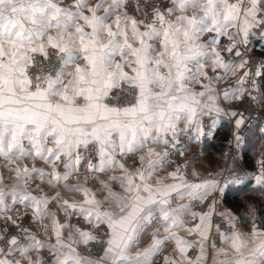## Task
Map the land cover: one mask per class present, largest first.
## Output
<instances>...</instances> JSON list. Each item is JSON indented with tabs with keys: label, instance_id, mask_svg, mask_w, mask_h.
I'll use <instances>...</instances> for the list:
<instances>
[{
	"label": "snow or ice",
	"instance_id": "obj_1",
	"mask_svg": "<svg viewBox=\"0 0 264 264\" xmlns=\"http://www.w3.org/2000/svg\"><path fill=\"white\" fill-rule=\"evenodd\" d=\"M256 34L264 0H0V264H208L213 227L211 264H264V228L194 210L218 180L165 171L204 116H237L221 101L257 100Z\"/></svg>",
	"mask_w": 264,
	"mask_h": 264
},
{
	"label": "crops",
	"instance_id": "obj_2",
	"mask_svg": "<svg viewBox=\"0 0 264 264\" xmlns=\"http://www.w3.org/2000/svg\"><path fill=\"white\" fill-rule=\"evenodd\" d=\"M260 46L264 47V39H262L261 37L257 38L255 40V43H253L252 45L248 44L247 52L248 51H255ZM257 50H259V49H257ZM247 54L248 53H246V58H247ZM235 79H236L235 77L232 78L233 82ZM220 103H221V107H223L226 110V112L231 113L232 111H235L237 113V116L233 117L230 114H228V115H225V114L217 115L214 112L211 115L204 116L202 118V122L204 125L205 132H207L208 134L203 136L199 141H196L195 139L189 138V136L194 137V135H195L194 132L189 133V135H182L180 137V143H179V145H177V148L179 150H182L184 152V155L183 156L178 155V154H176V149H170V151L173 152V154L170 156V159L173 160L175 162V164L166 165L165 171L174 170L176 165H183L185 162H187V168L182 169V170L185 171L186 177L189 181L199 182L197 177L193 176V172L198 173L199 178L201 180L206 179V178L216 179L213 176V174L216 171H218L225 164L224 154L222 155L218 151V145H217L218 134H216L217 128L220 127L219 125L221 124V122L223 120H226V121L229 120L231 122V126L233 128V123H236V120L240 119V111H241L240 110V101H233L231 103L221 101ZM225 152H226V150H225ZM214 158L215 159L218 158V159L214 160ZM261 159H264V155L259 154L257 157L256 163L252 168L260 170L258 161H260ZM94 187H98V185H94ZM220 187H223V186L220 185ZM217 193H218V191L214 192L208 198V200H206L204 202V204H201L199 209L194 208V210H196V211H207V204L210 203L212 200H215V198H219L218 197L219 195H216ZM221 201H222V197H221ZM192 203H194V202H192ZM224 204H225V206L222 208V210H223L222 213H230L231 215L235 216L238 219L239 213L234 208H232L231 206L226 204L225 202H224ZM219 210H218V207L215 205V212H217ZM215 212L213 213V215H215ZM187 219L190 220V217H187ZM213 219H214V217L212 216V224H213V226H215L218 223L214 222ZM75 222H76V219L73 218V223H75ZM252 224H253V222L246 225L247 226L246 228H241V227L237 226V230H239L241 232H250ZM84 227L90 228L89 225H84ZM244 227H245V225H244ZM261 228H264V227H261ZM215 233H216L215 227H213L212 231L209 234V239L206 242V247H207V252H208V264H211V258L213 255V249H212L211 245L215 244V246L217 248L225 246L222 243L221 239L217 243L214 242L213 239H214ZM180 234L182 236H187V233H184V232H181ZM187 238L189 240H198V237L195 235L187 236ZM196 248L198 250H197V253L195 256L191 257L188 255L193 260L199 254V247L196 246ZM96 250H98V249H94V251H96ZM170 250H171V245H169L168 247L165 248V252H168Z\"/></svg>",
	"mask_w": 264,
	"mask_h": 264
},
{
	"label": "trees",
	"instance_id": "obj_3",
	"mask_svg": "<svg viewBox=\"0 0 264 264\" xmlns=\"http://www.w3.org/2000/svg\"><path fill=\"white\" fill-rule=\"evenodd\" d=\"M261 51L264 53V48ZM257 80L258 82L260 80L259 86H261L262 94H264V76L257 77ZM258 95L259 97L261 96L260 94ZM219 126L216 131V134H218V151L225 156L226 139L231 133L232 126L229 120H223ZM241 152L243 162L250 168L255 165L259 154L264 155V128L259 122H254L245 132ZM225 160L226 156L224 162ZM223 187V202L234 208L245 224L255 221L257 225L264 227V189L253 184L250 179H244V181L240 182H229ZM248 209H252V212L257 214V219L252 221L250 215H245V210Z\"/></svg>",
	"mask_w": 264,
	"mask_h": 264
},
{
	"label": "built area",
	"instance_id": "obj_4",
	"mask_svg": "<svg viewBox=\"0 0 264 264\" xmlns=\"http://www.w3.org/2000/svg\"><path fill=\"white\" fill-rule=\"evenodd\" d=\"M258 34L253 35L250 38L249 44L255 43V40L259 38ZM262 46L259 47L261 49ZM249 59L248 67L251 68L252 72H255L256 66L262 63L263 55L260 51H252L247 54ZM256 87L259 88V83L257 77H255ZM230 82H233L230 81ZM224 86L221 85V88ZM259 91H253L252 95L257 97L256 101L251 100L247 95L245 99L240 101V118L243 117V124L237 128L236 123H233V128L229 134L227 141V148L225 152L226 161L225 164L216 171L213 176L220 182V185L228 184L229 182H240L244 179L252 178L254 180L255 175L259 173V170L250 168L243 162V157L241 156V149L244 143V134L247 129L254 123L259 122V124L264 128V100L259 99ZM239 137V140H237ZM255 181V180H254ZM201 204H196V209H199ZM214 242L220 241L219 233L216 232L214 236ZM197 248L194 246L188 251L189 256H195L197 253Z\"/></svg>",
	"mask_w": 264,
	"mask_h": 264
},
{
	"label": "rangeland",
	"instance_id": "obj_5",
	"mask_svg": "<svg viewBox=\"0 0 264 264\" xmlns=\"http://www.w3.org/2000/svg\"><path fill=\"white\" fill-rule=\"evenodd\" d=\"M264 47H262L261 49H259L258 51H260L261 53H262V55H263V60H262V63H263V61H264V53L261 51L262 49H263ZM255 51H257V49L255 50ZM254 51V52H255ZM249 52H252V51H248V52H246V53H249ZM259 82H260V80H259ZM258 82V83H259ZM258 91H259V94L261 95L262 94V88H261V86H259V88H258ZM242 153V152H241ZM216 159H218V158H216ZM215 158H214V160H216ZM226 161V160H225ZM250 180H251V182L253 183V184H255V181L252 179V178H250ZM220 188H222L223 189V187H220ZM219 193V194H218ZM218 193L216 194V195H219L218 197L219 198H215V201L217 202L216 203V206L218 207V210L219 211H217V212H215V215H213V217H214V222H217L219 225H220V228H221V231L222 232H229L230 231V228H229V225L227 224V222L225 221V219H224V217L223 216H221V215H219V213H222V208L225 206V204H224V202H222L221 201V197L223 196V191H218ZM196 204H199L198 202H194L193 203V205H194V208L196 209V207H195V205ZM200 205V204H199ZM196 211V210H195ZM246 214H248V215H250V217H251V219H252V221L253 220H255V219H257V214H255V212H252V209L250 210V209H248V210H245V215ZM244 220H242V217L241 216H239L238 215V219H237V226L238 227H241V228H246L247 226L246 225H248V224H245L244 222H243ZM244 225H245V227H244ZM243 226V227H242ZM216 234V233H215ZM220 237V236H219Z\"/></svg>",
	"mask_w": 264,
	"mask_h": 264
}]
</instances>
